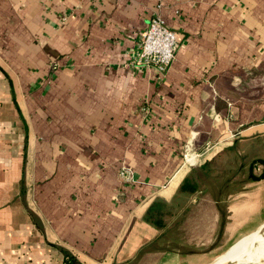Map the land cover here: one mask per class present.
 I'll list each match as a JSON object with an SVG mask.
<instances>
[{
  "label": "crops",
  "instance_id": "1",
  "mask_svg": "<svg viewBox=\"0 0 264 264\" xmlns=\"http://www.w3.org/2000/svg\"><path fill=\"white\" fill-rule=\"evenodd\" d=\"M155 15L163 74L131 60ZM263 168L264 0H0V264H211Z\"/></svg>",
  "mask_w": 264,
  "mask_h": 264
},
{
  "label": "built area",
  "instance_id": "2",
  "mask_svg": "<svg viewBox=\"0 0 264 264\" xmlns=\"http://www.w3.org/2000/svg\"><path fill=\"white\" fill-rule=\"evenodd\" d=\"M176 45V31L161 16L155 15L142 33L133 53L132 63L139 67H154L159 74H163L175 58ZM120 174L126 181L133 178L131 171L125 166L120 169Z\"/></svg>",
  "mask_w": 264,
  "mask_h": 264
},
{
  "label": "bare ground",
  "instance_id": "3",
  "mask_svg": "<svg viewBox=\"0 0 264 264\" xmlns=\"http://www.w3.org/2000/svg\"><path fill=\"white\" fill-rule=\"evenodd\" d=\"M264 239V234H260V232L258 231L255 236L248 241L246 244L242 245L240 244L239 247L235 248V250L229 254V256H226L225 258H223L222 260H220L217 264H229L230 261H251L254 259H260L264 257V247L258 249V250H250L249 248L255 245L254 243H252L254 240H257V242L259 243H263ZM245 240V239H244ZM257 244V243H256Z\"/></svg>",
  "mask_w": 264,
  "mask_h": 264
},
{
  "label": "rangeland",
  "instance_id": "4",
  "mask_svg": "<svg viewBox=\"0 0 264 264\" xmlns=\"http://www.w3.org/2000/svg\"><path fill=\"white\" fill-rule=\"evenodd\" d=\"M248 80V83L250 84V85H252L253 83H252V79H247ZM247 83V85H249ZM246 85V80H245V83H244V86ZM260 232V234H264V227H263V229L261 230V231H259ZM178 236V235H177ZM255 235H252V236H250V237H248V238H246L245 240H243V243H242V241L241 242H239L238 244H236L227 254H225L226 253V251L224 252V253H222L216 260H214V261H212L211 262V264H217L220 260H222L223 258H225L226 256H229V254H231L234 250H235V248H237V247H239L240 246V244H241V246L242 245H244V244H246L248 241H250L253 237H254ZM263 241H264V239H263ZM252 243H254L255 245L253 246V244H252V247H250L249 249L250 250H253V251H255V250H258V249H260V248H262V247H264V242L263 243H259V242H257V240H254ZM257 243V244H256ZM225 254V255H224ZM229 264H264V257L263 258H260V259H254V260H251V261H247V262H244V261H230L229 262Z\"/></svg>",
  "mask_w": 264,
  "mask_h": 264
},
{
  "label": "trees",
  "instance_id": "5",
  "mask_svg": "<svg viewBox=\"0 0 264 264\" xmlns=\"http://www.w3.org/2000/svg\"><path fill=\"white\" fill-rule=\"evenodd\" d=\"M252 162H254V160H253ZM262 176H264V168H263L262 172L258 175V177H262ZM251 177H254V175H251ZM67 255L69 256V257H68V260H69L70 262H77V261H78L77 258L71 256L70 254L67 253Z\"/></svg>",
  "mask_w": 264,
  "mask_h": 264
},
{
  "label": "water",
  "instance_id": "6",
  "mask_svg": "<svg viewBox=\"0 0 264 264\" xmlns=\"http://www.w3.org/2000/svg\"><path fill=\"white\" fill-rule=\"evenodd\" d=\"M264 225L258 229V231H261L263 229Z\"/></svg>",
  "mask_w": 264,
  "mask_h": 264
}]
</instances>
